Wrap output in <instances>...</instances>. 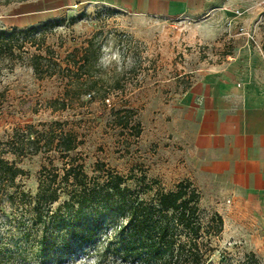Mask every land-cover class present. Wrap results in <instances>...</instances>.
Returning <instances> with one entry per match:
<instances>
[{
  "label": "rangeland",
  "instance_id": "obj_1",
  "mask_svg": "<svg viewBox=\"0 0 264 264\" xmlns=\"http://www.w3.org/2000/svg\"><path fill=\"white\" fill-rule=\"evenodd\" d=\"M30 27L39 29L35 45L26 37L15 58L0 61V141L26 124L40 130L58 121L80 139L69 156L80 158L89 175L103 162L131 177V188H140L144 176L146 197L189 180L200 193L205 230L212 231L207 225L216 214L223 223L210 237L209 263L238 264L253 254L254 264H264V184L242 186L232 173L200 170L184 144L194 115L184 96L192 86L264 94V0H0V29ZM90 39L101 45L94 70L99 85L90 97H66L61 73L34 75L31 54L49 59L51 51L66 67L69 53ZM54 99L67 108H50ZM5 157L25 171L17 181L31 195L41 166L62 167L53 151ZM3 209L0 234L6 236L15 228L10 208ZM14 251L8 264H95L71 250L46 260L23 242Z\"/></svg>",
  "mask_w": 264,
  "mask_h": 264
},
{
  "label": "trees",
  "instance_id": "obj_2",
  "mask_svg": "<svg viewBox=\"0 0 264 264\" xmlns=\"http://www.w3.org/2000/svg\"><path fill=\"white\" fill-rule=\"evenodd\" d=\"M38 32L37 27L0 29V61L15 58L26 37L30 46L35 45ZM19 35H24L22 42ZM50 53L49 59L30 55L34 75L42 78L61 73L67 78L66 97H90L99 85L94 75L101 45L90 39L83 48L73 49L66 67ZM48 104L53 110L67 108L64 100ZM41 126L39 130L26 124L0 141V213L8 206L7 218L15 228L6 236L0 234V264H8L20 242L32 244L46 260L52 252L61 251L63 257L71 250L94 259L95 264H210V237L222 230L223 223L216 214L207 225L212 231L205 230L200 193L189 180L180 181L174 190H156L146 197L145 189L150 186L144 176L138 179L140 188H131L126 185L131 177L103 162H96L94 174L89 175L80 158L69 156L80 145L78 136L58 121ZM52 151L60 154L62 167L51 162L41 166L36 192L31 195L17 181L25 171L5 154L20 158ZM254 262L251 254L238 264Z\"/></svg>",
  "mask_w": 264,
  "mask_h": 264
},
{
  "label": "crops",
  "instance_id": "obj_3",
  "mask_svg": "<svg viewBox=\"0 0 264 264\" xmlns=\"http://www.w3.org/2000/svg\"><path fill=\"white\" fill-rule=\"evenodd\" d=\"M251 93L227 85L192 86L184 96L194 112L184 144L200 170L232 173L242 186H262L264 94Z\"/></svg>",
  "mask_w": 264,
  "mask_h": 264
}]
</instances>
